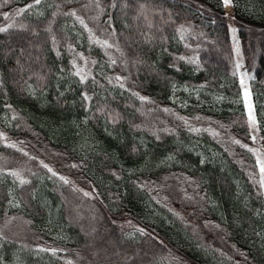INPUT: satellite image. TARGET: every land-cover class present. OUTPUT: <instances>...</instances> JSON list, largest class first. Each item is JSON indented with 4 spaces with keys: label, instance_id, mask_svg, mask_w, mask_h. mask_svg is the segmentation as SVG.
I'll return each instance as SVG.
<instances>
[{
    "label": "trees",
    "instance_id": "obj_1",
    "mask_svg": "<svg viewBox=\"0 0 264 264\" xmlns=\"http://www.w3.org/2000/svg\"><path fill=\"white\" fill-rule=\"evenodd\" d=\"M232 3L0 0V264H264V0Z\"/></svg>",
    "mask_w": 264,
    "mask_h": 264
},
{
    "label": "snow or ice",
    "instance_id": "obj_2",
    "mask_svg": "<svg viewBox=\"0 0 264 264\" xmlns=\"http://www.w3.org/2000/svg\"><path fill=\"white\" fill-rule=\"evenodd\" d=\"M36 3H39V0H36ZM223 3L227 7L231 3V0H223ZM80 22L83 24V21L82 20ZM4 30L5 29H0V31H4ZM233 31H235V30H233ZM77 74H79V73H77ZM82 79H83V77H82ZM241 84H242V86L244 85L243 80L241 81ZM250 100H251L250 93L248 92L247 87L245 86V102H246V104L249 107V119H250V121H251L252 124H255V122H256L255 121V117L251 113V103H250ZM237 143H238V141H237ZM261 171L264 172V166L261 167Z\"/></svg>",
    "mask_w": 264,
    "mask_h": 264
},
{
    "label": "rangeland",
    "instance_id": "obj_3",
    "mask_svg": "<svg viewBox=\"0 0 264 264\" xmlns=\"http://www.w3.org/2000/svg\"><path fill=\"white\" fill-rule=\"evenodd\" d=\"M221 3H222V7H223V9L225 10L226 13L233 14V12H234V6H233V3H232V0H231V3L227 7L224 5L223 0H221ZM243 82H244V85H247V81L245 79L243 80ZM251 127L254 130V135L256 136L257 142H259V139H258L257 133H256V123L255 124H252L251 123ZM262 166H264V165L260 162V165H259L260 170H261V167Z\"/></svg>",
    "mask_w": 264,
    "mask_h": 264
}]
</instances>
